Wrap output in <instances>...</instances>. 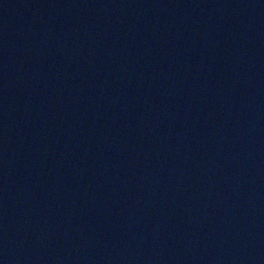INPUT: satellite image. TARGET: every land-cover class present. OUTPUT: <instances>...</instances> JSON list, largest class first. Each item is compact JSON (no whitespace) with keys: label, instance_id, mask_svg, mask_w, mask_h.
Masks as SVG:
<instances>
[{"label":"water","instance_id":"obj_1","mask_svg":"<svg viewBox=\"0 0 264 264\" xmlns=\"http://www.w3.org/2000/svg\"><path fill=\"white\" fill-rule=\"evenodd\" d=\"M0 264H264V0H0Z\"/></svg>","mask_w":264,"mask_h":264}]
</instances>
